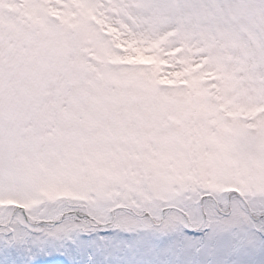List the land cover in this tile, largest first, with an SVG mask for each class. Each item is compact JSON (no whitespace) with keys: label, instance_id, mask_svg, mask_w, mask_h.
I'll use <instances>...</instances> for the list:
<instances>
[{"label":"snow or ice","instance_id":"snow-or-ice-1","mask_svg":"<svg viewBox=\"0 0 264 264\" xmlns=\"http://www.w3.org/2000/svg\"><path fill=\"white\" fill-rule=\"evenodd\" d=\"M0 264H264V0H0Z\"/></svg>","mask_w":264,"mask_h":264}]
</instances>
